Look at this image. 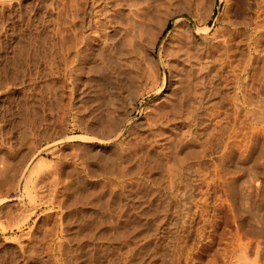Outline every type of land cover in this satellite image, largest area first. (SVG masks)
<instances>
[{
    "label": "rangeland",
    "instance_id": "1",
    "mask_svg": "<svg viewBox=\"0 0 264 264\" xmlns=\"http://www.w3.org/2000/svg\"><path fill=\"white\" fill-rule=\"evenodd\" d=\"M101 1L0 0V264H264L261 0H172L156 40L143 16L156 0H112L115 10L105 4L111 19L104 28L112 23L105 30L116 53L110 68L124 76L143 72L135 76L134 94L122 90L127 98L121 96L122 117L113 127L109 118L119 110L108 107L105 70L82 64L74 48L80 22ZM175 17L178 25L168 33ZM132 26H139L140 39ZM180 37L198 54L189 66L198 70L191 76L198 82L195 120L178 126L177 117L162 131L159 113L181 94L165 53ZM173 126L196 138L177 148L169 139L176 137Z\"/></svg>",
    "mask_w": 264,
    "mask_h": 264
},
{
    "label": "bare ground",
    "instance_id": "2",
    "mask_svg": "<svg viewBox=\"0 0 264 264\" xmlns=\"http://www.w3.org/2000/svg\"><path fill=\"white\" fill-rule=\"evenodd\" d=\"M73 1V0H72ZM90 1V0H89ZM93 1H95V0H93ZM92 0H91V3L90 2H88V4H90V6L92 5V2H93ZM112 0H104V2H102V3H104L103 5V7L102 8H100L99 10L98 9H95V8H93V6H92V8L94 9L93 11H94V13L92 14V15H90L89 17H87V19L85 20V21H83V22H80V25H79V27H81V29H80V32H78L79 33V35H77L76 33H75V36H77L76 38L78 39V40H76V38H75V40H73V43H74V41H75V45H74V48H75V53H76V55L78 56V57H80V59H81V61L80 62H82V64H85V63H88L87 65H89L91 62L93 63V62H95L94 63V65H93V67H91L92 69H94L95 71H100V70H105V76H106V78H107V85H105V86H107V89L105 90V91H107V101H108V107H110L111 109H114V110H119V113L115 116H112V118L110 119L109 118V123L111 124V126L113 127L114 125H116L115 123L118 121V120H120L121 119V117H122V112H121V109H122V107H121V109H120V105H123V104H120V99H121V96L122 95H124V94H122V90H129L128 92H126L127 94H128V97L130 96V95H132V94H134L136 91L134 90L135 88H134V86H137V85H134V82H135V76L137 77L138 75L141 77V75L143 74V72H142V74L140 75V74H137L138 72H135L136 74L135 75H133V72H132V74L130 75V74H128V76H124V75H121L120 73H118L115 69H111L110 68V66H109V64H108V62H110L109 60H111V58L109 59V57H110V55H111V52L114 54L115 53V48H114V52L112 51V47H111V42L109 41V35H108V27L112 24H110L107 28H104V26H106V24H109L110 23V17H109V7H107L108 5H105V4H108L109 2H111ZM116 1V0H115ZM120 1V0H119ZM128 1V0H127ZM146 1V0H145ZM154 1V0H153ZM152 1V6L154 5L155 6V4H156V2L154 3ZM157 1V4H156V7L152 10V12L153 11H155V12H147L148 14H145V12L146 11H144V18H146V21H148L149 22V25L151 26L150 28H151V30H150V32L148 33V34H150L151 35V39L152 40H156L158 37H159V35L161 34V33H163V31H164V29H165V27L167 26V24H168V20L171 18V14H169L170 12H166V11H169V10H166L167 8L169 9V7H167V6H169V4L171 3V1L172 0H156ZM174 1V0H173ZM180 1V0H179ZM199 1V0H198ZM256 1V0H255ZM263 0H261V2H262ZM118 2V1H117ZM117 2H114L113 1V3L111 2V4H113L114 5V10H115V8L116 7H118L117 5H115L114 3H116L117 4ZM122 2V1H121ZM261 2H259V7L260 8H262L261 9V11H264V1H263V3H261ZM124 3H125V1H124ZM141 3H143V1H140V3L139 4H141ZM146 3V2H145ZM151 2H149V3H146V4H150ZM197 3V2H196ZM57 4V3H56ZM111 4H109V6H111ZM258 4V3H257ZM47 5V4H46ZM96 5V4H95ZM112 5V6H113ZM119 5V4H118ZM133 5V4H132ZM137 5V4H136ZM144 5V4H143ZM151 5V4H150ZM89 6V5H88ZM116 6V7H115ZM129 6V5H128ZM138 6V5H137ZM140 6V5H139ZM138 6V7H139ZM141 6H142V4H141ZM195 6V5H194ZM10 7V6H9ZM74 7V6H73ZM72 7V8H73ZM77 7V6H76ZM81 7V6H80ZM143 7V6H142ZM146 7H147V5H146ZM151 7V6H150ZM258 7V6H257ZM258 7V9H260ZM75 8V7H74ZM89 8V7H88ZM87 8V9H88ZM113 8V7H112ZM121 8V7H120ZM131 8V7H130ZM144 8V7H143ZM148 8H149V5H148ZM175 8V7H174ZM2 9V8H1ZM68 9V8H67ZM90 9V8H89ZM111 9V8H110ZM118 9V8H117ZM116 9V10H117ZM146 10H147V8H145ZM181 9V8H180ZM96 10H98L99 12H97ZM113 10V11H114ZM122 10V9H121ZM134 10V9H133ZM138 10H139V8H138ZM92 11V10H91ZM113 11H111V12H113ZM130 11V10H129ZM225 11H226V9H225ZM260 11V10H259ZM90 12V11H89ZM131 12H133V11H131ZM141 12H142V8H141ZM141 12H140V14H141ZM172 12V11H171ZM174 12V11H173ZM135 13V12H134ZM229 13V12H228ZM56 14V13H55ZM90 14H91V12H90ZM135 14H137V13H135ZM134 14V15H135ZM139 14V13H138ZM143 14V13H142ZM258 14V13H257ZM262 14H264V13H262ZM261 14V15H262ZM43 15V14H42ZM145 15H147V17H145ZM154 15L156 16V15H158L157 16V20L155 21V19H154V21H155V23H152L153 22V18H154ZM32 16V15H31ZM61 16V15H60ZM67 16V15H66ZM74 16V15H73ZM83 16H85V15H83ZM110 16H112V15H110ZM114 16V15H113ZM131 16V15H130ZM233 16V15H232ZM50 17V16H49ZM75 17V16H74ZM129 17V16H128ZM255 17V16H254ZM34 18V17H33ZM114 18V17H113ZM134 18V17H133ZM137 18H139L140 19V17H137ZM143 18V17H142ZM61 19V18H60ZM70 19V18H69ZM81 19V18H80ZM179 19H180V17H175L174 18V21H173V24L168 28V30H167V32L169 33V32H171V31H174L175 29H176V27H177V25H178V21H179ZM254 19V18H253ZM75 20V19H74ZM134 20V19H133ZM135 20L136 21H134V22H131L130 20V22L133 24V23H137V19H136V16H135ZM256 20V19H255ZM261 20H263V19H261ZM260 20V21H261ZM72 21H73V19H72ZM81 21V20H80ZM116 21V20H115ZM129 21L126 23V24H129ZM231 21V20H230ZM75 22H76V20H75ZM111 22H113V21H111ZM124 22V21H123ZM139 22V21H138ZM254 22V21H253ZM50 23V22H49ZM129 24V25H132V24ZM141 24H139V26L140 25H142V23H144V21L143 22H140ZM151 23H152V25H151ZM263 23V22H262ZM30 24H32V23H30ZM118 24V23H117ZM121 24V23H120ZM144 24H147V23H144ZM143 24V25H144ZM232 24V23H231ZM255 24V23H254ZM264 24V23H263ZM78 25V24H77ZM136 25V24H135ZM138 25V24H137ZM35 26V25H34ZM121 26H123L124 27V25H121ZM126 26V25H125ZM138 26V27H139ZM145 26V25H144ZM254 26V25H253ZM257 26H258V24H257ZM76 27V26H75ZM75 27L73 28V29H75ZM78 27V28H79ZM133 27V26H132ZM137 27V26H136ZM136 27L134 26L133 27V29H134V34L136 35L137 33H135V30H136ZM137 27V28H138ZM141 27V26H140ZM146 27V26H145ZM224 27V26H223ZM233 27V26H232ZM250 27V26H249ZM66 28V27H65ZM116 28V27H115ZM122 28V27H121ZM127 28V27H126ZM128 28H130V27H128ZM127 28V29H128ZM143 28V27H142ZM147 28V27H146ZM52 29V28H51ZM72 29V30H73ZM105 29H107V31L105 30ZM114 29V28H113ZM112 29V30H113ZM132 31H133V29L132 28H130ZM140 29V28H139ZM138 29V30H139ZM145 29V28H144ZM181 29V28H180ZM21 30V29H20ZM58 30V29H57ZM61 30V29H60ZM76 30H77V28H76ZM124 30V29H123ZM131 30H129L128 29V31H130V32H132ZM136 31V32H140V30L139 31ZM143 30V29H142ZM141 30V31H142ZM147 30V29H146ZM256 30V29H255ZM77 31H79V30H77ZM76 31V32H77ZM125 31V30H124ZM145 31V30H144ZM148 31H149V29H148ZM75 32V31H74ZM129 32V33H130ZM166 32V33H167ZM176 32V31H175ZM213 32V31H212ZM71 33H72V31H71ZM121 33V32H120ZM129 33H128V35H129ZM132 33V34H133ZM58 34V33H57ZM69 34V33H68ZM73 34V33H72ZM117 34H119V32L117 33ZM121 34H125V32L123 33H121ZM127 34V33H126ZM138 34H141V33H138ZM137 34V35H138ZM258 34V33H257ZM143 35V34H142ZM59 36V35H58ZM74 36V37H75ZM126 36V35H125ZM132 36H134V35H131V38H132ZM171 36V35H170ZM176 36V35H175ZM179 36V35H178ZM114 37V36H113ZM121 37V36H120ZM119 36H118V38H120ZM136 37V36H135ZM73 38V37H72ZM134 38V37H133ZM138 38H139V35H138ZM137 37L136 38H134V39H138ZM149 38H150V36H149ZM235 38V37H234ZM253 38H255V37H253ZM74 39V38H73ZM116 39H117V37H116ZM140 39V38H139ZM44 40V39H43ZM113 40H115V39H113ZM126 41L128 40V39H125ZM177 41H175V40H173V42L175 43L174 44V46L173 47H171L170 49H168V51H166V53H165V59H166V63L168 64V65H170V67L172 66V67H175V68H173V69H175V71L174 72H176V74H177V79L179 80V82L178 83H180L181 85L179 86V91H180V95H178V97H177V100H175V102L173 101L172 102V104L170 105V104H168V105H170V106H168L169 108H167V110H161L162 112H160L159 114V116H158V118H157V123H158V126H159V128L160 129H162V131H164V130H166L167 128H168V124H172V123H174V122H176L177 120H176V118L178 117V122H179V125L178 126H186V127H190V125H192L191 124V120H193L194 119V116L193 117H190V116H192V115H190V114H192L193 113V110H194V108H195V104H193L194 103V100H195V97L197 96V89L198 88H196L195 89V84H197L198 82L196 81L197 79H198V77H197V79L195 80V82H197V83H195L194 84V82H192V74H193V72H194V70L196 69H194L193 70V68L192 67H189L190 65H191V60L195 57V55H198V54H194V52H192L190 49H189V45H186V46H184L186 43L184 42V40L180 37L179 39H176ZM116 41V40H115ZM230 41V40H229ZM29 42V41H28ZM43 42V41H42ZM70 42V41H69ZM119 42H120V40H119ZM128 42H130L129 40H128ZM141 42V41H140ZM152 43V42H151ZM204 43V42H203ZM65 44V43H64ZM122 44H124V42H122ZM128 44V43H127ZM133 44V43H132ZM188 44H190V43H188ZM207 44V43H206ZM133 45H135V43L133 44ZM76 46V47H75ZM126 46V45H125ZM129 46V45H128ZM169 46H170V44H169ZM172 46V45H171ZM191 46V45H190ZM198 46H199V44H198ZM56 47V46H55ZM122 47V46H121ZM132 47V50H133V47L134 46H131V44H130V48ZM234 47V46H233ZM243 47V46H242ZM62 48V47H61ZM73 48V49H74ZM117 48V47H116ZM127 48V47H126ZM192 48V47H191ZM152 49V48H151ZM257 49V48H256ZM117 50V49H116ZM74 51V50H73ZM86 52V53H84V54H81V52ZM129 53L131 52L129 49L127 50ZM139 51H141V50H139ZM248 51V50H247ZM117 52V51H116ZM127 52V53H128ZM241 52V51H240ZM58 53V52H57ZM63 53V52H62ZM74 53V52H73ZM139 53V52H138ZM199 53V52H198ZM112 54V55H113ZM203 54V53H202ZM262 54V53H261ZM127 55V54H126ZM129 55V54H128ZM136 55H137V53H136ZM147 55V54H146ZM76 56V57H77ZM122 56V55H121ZM135 56V55H134ZM201 56V55H200ZM231 56V55H230ZM26 57V56H25ZM40 57V56H39ZM113 57H116V53H115V56H113ZM197 57V56H196ZM195 57V58H196ZM203 57V56H202ZM248 57V56H247ZM120 58V57H119ZM133 58V57H132ZM214 58V57H213ZM220 58V57H219ZM256 58V57H255ZM73 59H75V57H73ZM115 60H116V58H114ZM113 59V60H114ZM118 59V58H117ZM124 59V58H123ZM129 59V58H128ZM137 59V58H136ZM203 59V58H202ZM241 59V58H240ZM65 60V59H64ZM71 60V59H70ZM76 61H77V59H75ZM134 60V59H133ZM120 61V60H119ZM130 61V60H129ZM202 61V60H201ZM74 62V61H73ZM79 62V63H80ZM114 62V61H113ZM124 63H125V61H123ZM126 62H128V61H126ZM229 62V61H228ZM244 62H245V60H244ZM91 63V64H92ZM111 63V62H110ZM132 63V62H131ZM140 63V62H139ZM75 64V63H74ZM90 64V65H91ZM242 64V63H241ZM64 65V64H63ZM69 65V64H68ZM78 65V64H77ZM112 65V64H111ZM116 65V63L114 64V66ZM120 65V64H119ZM75 66V65H74ZM74 66H73V68H74ZM121 66V65H120ZM126 66H128V65H126ZM131 66V65H130ZM195 66V65H194ZM203 66H204V64H203ZM55 67V66H54ZM132 67H134V66H132ZM75 68H77V67H75ZM88 68H89V66H88ZM90 68V69H91ZM131 68V67H130ZM136 68H137V66H136ZM138 68H140V67H138ZM192 68V69H191ZM217 68V67H216ZM220 68V67H219ZM59 69V68H58ZM72 69V68H71ZM80 69V68H79ZM78 69V70H79ZM82 69V68H81ZM85 69H86V67H85ZM150 69V68H149ZM155 69V68H154ZM203 69V68H202ZM202 69H200V70H202ZM224 69V68H223ZM232 69V68H231ZM124 70V69H123ZM127 70V69H126ZM143 70V69H142ZM157 70V69H156ZM93 71V70H92ZM131 71H133V70H131ZM137 71V70H136ZM141 71V70H140ZM195 71H197L198 72V70H195ZM100 72H102V71H100ZM121 72H123V71H121ZM128 72H130V70L128 69ZM152 72V71H151ZM155 72V71H154ZM231 72V71H230ZM36 73V72H35ZM92 73V72H91ZM125 73V72H124ZM141 73V72H140ZM94 74V73H93ZM123 74V73H122ZM127 74V73H126ZM231 74V73H230ZM98 75V74H97ZM100 75V74H99ZM102 75V74H101ZM100 75V76H101ZM195 75V74H194ZM99 76V77H100ZM194 77V76H193ZM97 78V77H96ZM173 78H175L174 76H173ZM241 78V77H240ZM138 79V78H137ZM137 79H136V81H137ZM176 79V78H175ZM199 79H200V77H199ZM31 80V79H30ZM105 80V79H104ZM103 79H102V81H104ZM139 80V79H138ZM203 80V79H202ZM93 81V80H92ZM155 81V80H154ZM261 81V80H260ZM149 82V81H148ZM193 83L192 85L190 84V83ZM256 82V81H255ZM258 82H259V80H258ZM103 83V82H102ZM151 83V82H150ZM177 83V82H176ZM201 83V82H200ZM104 84V83H103ZM136 84V83H135ZM155 85V84H154ZM179 85V84H178ZM251 85V84H250ZM54 86V85H53ZM103 86V85H102ZM198 86V85H197ZM65 87V86H64ZM69 87V86H68ZM67 87V88H68ZM92 87V86H91ZM104 87V86H103ZM102 87V88H103ZM142 87V86H141ZM161 87H164L163 86V84H161V86L159 87V85L157 86V87H155L156 89L155 90H160L161 89ZM205 87V86H204ZM215 87V86H214ZM5 88V87H4ZM106 88V87H105ZM104 88V89H105ZM151 88H154V87H152V86H150L149 88H147V89H150L151 90ZM240 88V87H239ZM177 89V88H176ZM200 89V88H199ZM255 89V88H254ZM96 90V89H95ZM136 90H137V88H136ZM257 90V89H256ZM135 91V92H134ZM199 91V90H198ZM124 93H125V91H123ZM138 92V91H137ZM173 92V91H172ZM218 92V91H217ZM255 92V91H254ZM100 93V92H99ZM207 93V92H206ZM229 93V92H228ZM241 93H242V91H241ZM127 94H125V95H127ZM140 94V93H139ZM103 95V94H102ZM105 95V94H104ZM124 95V96H125ZM199 95H200V93H199ZM198 95V96H199ZM214 95V94H213ZM253 95V94H252ZM68 96V95H67ZM92 96V95H91ZM134 96V95H133ZM126 97V96H125ZM172 97V96H171ZM214 97V96H213ZM240 97V99L242 98V96L240 95L239 96ZM127 98V97H126ZM201 98V97H200ZM222 98V97H221ZM224 98V97H223ZM251 98V97H250ZM130 99V98H129ZM197 99V98H196ZM233 99V98H232ZM201 100V99H200ZM228 100V99H227ZM264 100V99H263ZM106 101V100H105ZM130 102L132 101L131 99L129 100ZM172 101V100H171ZM231 101V100H230ZM233 101H234V99H233ZM236 101V100H235ZM243 101V100H242ZM241 101V102H242ZM129 102V103H130ZM252 102H253V100H252ZM251 102V103H252ZM106 104H107V102H105ZM166 103V102H165ZM78 104V103H77ZM126 104V103H125ZM198 104V103H197ZM242 104V103H241ZM260 104V103H259ZM74 105V104H73ZM199 105V104H198ZM197 105V106H198ZM217 105V104H216ZM215 105V106H216ZM262 105V104H261ZM104 106V105H103ZM200 106V105H199ZM258 106V105H257ZM79 107V106H78ZM82 107V106H81ZM163 107V106H162ZM167 107V106H166ZM202 107V106H201ZM225 107V106H224ZM235 107V106H234ZM262 107V106H261ZM158 108V107H157ZM164 108V107H163ZM183 108H186V110L184 111V109ZM230 108V107H229ZM239 108V107H238ZM165 109V108H164ZM217 110V109H216ZM250 110V109H249ZM84 111V110H83ZM112 111V110H111ZM196 111V110H195ZM125 112V111H124ZM183 112H185L184 114H185V116H183ZM188 112V113H187ZM218 112V111H217ZM243 112V111H242ZM75 113V112H74ZM107 113V112H106ZM262 113V112H261ZM188 114V115H187ZM198 114V113H197ZM250 114V113H249ZM100 115V114H99ZM105 115V114H104ZM103 115V116H104ZM109 115V114H108ZM108 115H106V116H108ZM111 115H113V113L111 112V114H110V117H111ZM152 115V114H151ZM203 115V114H202ZM236 115V114H235ZM254 115V114H253ZM195 116H196V114H195ZM213 116V115H212ZM105 117V116H104ZM103 117V118H104ZM232 117V116H231ZM251 117V116H250ZM93 118V117H92ZM99 118V117H98ZM105 118H107V117H105ZM104 118V119H105ZM191 118H193V119H191ZM225 118V117H224ZM235 118V117H234ZM239 118V117H238ZM156 119V118H155ZM198 119H199V117H198ZM205 119V118H204ZM231 119V118H230ZM100 120H101V118H100ZM195 120V119H194ZM254 120V119H253ZM107 121H108V119H107ZM92 122V121H91ZM94 122V121H93ZM103 122H105V120L103 121ZM217 122V121H216ZM219 122V121H218ZM100 123H102V121L100 122ZM238 123V122H237ZM88 124H90V123H88ZM103 124V127H104V125H105V123H102ZM118 124V123H117ZM152 124V123H151ZM231 124V123H230ZM25 125V124H24ZM93 125V124H92ZM96 125V124H95ZM100 125V124H99ZM98 125V126H99ZM176 124H175V126H177ZM195 125V124H194ZM247 125V124H246ZM84 126H86V124L84 125ZM100 126H102V125H100ZM110 126V125H109ZM234 126V125H233ZM239 126V125H238ZM242 126H243V124H242ZM92 127H95V126H92ZM106 127V126H105ZM229 127V126H228ZM258 127V126H257ZM27 128V127H26ZM86 128V127H85ZM87 128H89V126L87 127ZM116 128V127H115ZM118 128V127H117ZM158 128V127H157ZM173 128H174V126L172 127V128H170V129H172L171 131L174 133L175 132V130H173ZM179 128V127H178ZM221 128V127H220ZM90 129V128H89ZM94 129V128H93ZM99 129H100V127H99ZM112 129V128H111ZM180 129V128H179ZM209 129V128H208ZM231 129V128H230ZM243 129V128H242ZM86 130V129H85ZM133 130V129H132ZM156 130V129H155ZM168 130V129H167ZM182 131H184L183 129H181ZM233 130H235V129H233ZM239 130V129H238ZM24 131V130H23ZM93 131V130H92ZM111 131V130H110ZM158 131V130H157ZM180 132V131H177V132H175V134H176V137L172 140V138H169L170 139V141H173V142H175V146L177 147V145H178V147L177 148H179V146L181 147V146H183V145H187V144H190V142L193 140V137H195L194 135H190V136H187L186 134H184L186 131H184V133L183 132ZM201 131V130H200ZM228 131H230V130H228ZM245 131H246V129H245ZM115 132V131H114ZM153 132H154V130H153ZM152 132V133H153ZM168 132V131H167ZM166 132V133H167ZM181 133V134H178V133ZM209 132V131H208ZM236 132V131H235ZM110 133V132H109ZM144 133V132H143ZM162 133V132H161ZM183 133V134H182ZM190 133V132H189ZM188 133V134H189ZM213 133V132H212ZM33 134V133H32ZM116 134V133H115ZM17 136V135H16ZM152 136H154V138H153V146H158V145H160L159 144V142H158V138H155L156 136L154 135V134H152ZM161 136V135H160ZM236 136V135H235ZM241 136V135H240ZM78 137V136H77ZM143 137H144V135H143ZM143 137H142V139H140V141L141 140H143ZM159 137V136H158ZM239 137V136H238ZM99 138V137H98ZM161 138V137H160ZM196 138V137H195ZM206 138H208V136L206 137ZM150 139H151V136H150ZM162 139V138H161ZM200 139V138H199ZM20 140V139H19ZM126 140V139H125ZM127 141V140H126ZM195 141V140H194ZM142 143H143V141H141ZM145 142V141H144ZM162 142V141H161ZM193 142V141H192ZM231 142V141H230ZM244 142V141H243ZM31 143V142H30ZM117 143V142H116ZM169 143V142H168ZM203 143V142H202ZM223 143V142H222ZM246 143V142H245ZM27 144V143H26ZM150 144V143H149ZM72 145V144H71ZM225 145V144H224ZM252 145V144H251ZM146 146V145H145ZM55 147V146H54ZM152 147V146H151ZM165 147H167V146H165ZM56 148V147H55ZM127 148V147H126ZM118 149V148H117ZM154 149V148H153ZM157 150H159L158 148H156ZM155 149V150H156ZM226 149V148H225ZM245 149V148H244ZM53 150H54V148H53ZM154 150V151H155ZM156 150V151H157ZM162 150H163V148H162ZM162 150H161V152H160V156H162L163 154H162ZM224 150V149H223ZM119 151V150H118ZM122 151V150H121ZM160 151V150H159ZM241 151V150H240ZM94 152H95V150H94ZM97 152V151H96ZM117 152V151H116ZM142 152V151H141ZM144 152H146V151H144ZM194 152V151H193ZM230 152V151H229ZM124 153V152H123ZM156 153V152H155ZM154 153V154H155ZM164 153V152H163ZM234 153V152H233ZM59 154V153H58ZM97 154V153H96ZM120 154V153H119ZM149 153H147V155H148ZM152 154V153H151ZM165 154V153H164ZM178 154V153H177ZM135 155V154H134ZM156 155H157V153H156ZM159 155V154H158ZM205 156V155H204ZM226 156V155H225ZM95 157V156H94ZM195 157V156H194ZM218 157V156H217ZM223 157V156H222ZM43 158V157H42ZM151 158V157H150ZM156 158V157H155ZM161 158V157H160ZM162 158H163V156H162ZM168 158V157H167ZM40 159V158H39ZM101 159V158H100ZM107 159V158H106ZM153 159H154V157H153ZM159 159V158H158ZM166 159V158H165ZM165 159H164V161H165ZM133 160V159H132ZM141 160V159H140ZM221 160V159H220ZM39 161H41V159L39 160ZM38 161V162H39ZM42 161H43V159H42ZM45 161V160H44ZM56 161V160H55ZM59 161V160H58ZM67 161V160H66ZM109 161V160H108ZM116 161H117V159H116ZM151 161V160H150ZM167 161V160H166ZM230 161V160H229ZM104 162H106V161H104ZM119 162V161H118ZM131 162V161H130ZM215 162V161H214ZM35 163V162H34ZM34 163H33V165H34ZM42 163V162H41ZM53 163V162H52ZM55 163V162H54ZM107 163H109V162H107ZM111 163V162H110ZM109 163V164H110ZM114 163V162H113ZM113 163H111V164H113ZM138 163V162H137ZM136 163V164H137ZM160 163V162H159ZM39 164V163H38ZM46 164V163H45ZM117 164V163H116ZM139 164V163H138ZM161 164V163H160ZM126 165V164H125ZM165 165V164H164ZM45 166V165H44ZM51 166V165H50ZM55 166V165H54ZM154 166V165H153ZM190 166V165H189ZM52 167V166H51ZM107 167V166H106ZM113 167H115L114 165H113ZM112 167V168H113ZM137 167H139V166H137ZM32 168V167H31ZM34 168V167H33ZM54 168H56V167H54ZM121 168V167H120ZM119 168V169H120ZM152 168V167H151ZM163 168V167H162ZM167 168V167H166ZM222 168V167H221ZM224 168V167H223ZM51 169V168H50ZM58 169V168H57ZM115 169H117V168H115ZM124 169V168H123ZM127 169V168H126ZM154 169V168H153ZM159 169H160V166H159ZM33 171H34V169H32ZM112 170V169H111ZM121 171H122V169H120ZM166 170V169H165ZM167 170H168V168H167ZM224 170V169H223ZM82 171V170H81ZM80 171V172H81ZM124 171V170H123ZM156 171V170H155ZM161 171V170H160ZM172 171V170H171ZM211 171V170H210ZM80 172H78V175H79V173ZM110 172V171H109ZM108 172V173H109ZM140 172V171H139ZM159 172V171H158ZM170 171L168 170V173H169ZM224 172V171H223ZM17 173V172H16ZM39 173V172H38ZM37 173V174H38ZM41 173V172H40ZM54 173V172H53ZM76 173H77V170H76ZM142 173V172H141ZM146 173V172H145ZM150 173V172H149ZM36 174V175H37ZM56 173H54V175H55ZM129 174V173H128ZM148 174V173H147ZM157 174V173H156ZM32 175V174H31ZM81 175V174H80ZM27 177V176H26ZM30 177V176H29ZM34 177V176H33ZM78 177V176H77ZM128 177V176H127ZM34 178H36V177H34ZM33 178V179H34ZM55 178V177H54ZM79 178V177H78ZM131 178V177H130ZM193 178V177H192ZM28 179V178H27ZM42 179V178H41ZM45 179V178H44ZM127 179V178H126ZM138 179V178H137ZM140 179V178H139ZM109 180V179H108ZM143 180V179H142ZM254 180V179H253ZM28 181V180H27ZM27 181L26 182H24V183H26L27 184ZM52 181V180H51ZM77 181H79V179H77ZM152 181V180H151ZM29 182V181H28ZM31 182V181H30ZM46 182H47V180H46ZM114 182V181H113ZM171 182V181H170ZM68 183V182H67ZM97 183V182H96ZM168 183V182H167ZM30 184H32V183H30ZM47 184V183H46ZM78 184L79 185H81V183L80 182H78ZM135 184V183H134ZM221 184V183H220ZM42 185H43V183H42ZM44 185H45V181H44ZM44 185H43V187H44ZM62 185V184H61ZM26 186V185H25ZM31 186V185H30ZM33 186V185H32ZM64 186V185H63ZM137 186V185H136ZM258 186V185H257ZM23 187H24V185H23ZM34 187V186H33ZM75 187H77V186H75ZM80 187H82V186H80ZM121 187V186H120ZM30 188V187H29ZM53 188V187H52ZM79 188V187H78ZM61 189V188H60ZM134 189V188H133ZM152 189V188H151ZM27 191H28V189H26ZM46 190V189H45ZM51 190V189H50ZM63 190V189H62ZM127 191V190H126ZM26 192V191H25ZM29 192H30V190H29ZM52 192V191H51ZM78 192V191H77ZM112 192H114V191H112ZM36 193V192H35ZM46 193H48V192H46ZM50 193V192H49ZM73 193V192H72ZM188 193V192H187ZM28 194V193H27ZM34 194V193H33ZM192 194V193H191ZM34 196V195H33ZM228 196V195H227ZM29 197V196H28ZM109 197V196H108ZM144 197V196H143ZM7 198V197H6ZM31 198V197H30ZM111 198V197H110ZM182 198V197H181ZM192 198V197H191ZM194 198V197H193ZM32 199V198H31ZM2 200V199H1ZM187 201V200H186ZM51 202V201H50ZM69 202V201H68ZM193 202V201H192ZM78 203V202H77ZM129 203V202H128ZM195 204V203H194ZM218 204V203H217ZM83 205V204H82ZM116 205V204H115ZM228 205V204H227ZM73 206V205H72ZM122 206V205H121ZM69 208V207H68ZM140 208V207H139ZM131 209V208H130ZM22 210V209H21ZM123 210V209H122ZM192 210V209H191ZM124 212V211H123ZM194 212V211H193ZM70 214V213H69ZM194 214V213H193ZM253 214V213H252ZM132 215V214H131ZM70 216V215H69ZM73 216V215H72ZM106 216V215H105ZM139 216V215H138ZM152 216V215H151ZM168 216V215H167ZM201 216V215H200ZM251 216V215H250ZM110 217V216H109ZM191 217V216H190ZM71 218V217H70ZM91 221V220H90ZM68 223V222H67ZM103 224V223H102ZM189 224V223H188ZM257 224V223H256ZM136 225V224H135ZM155 225V224H154ZM65 227V226H64ZM88 227V226H87ZM152 230H154L153 228H152ZM155 231V230H154ZM104 232V231H103ZM151 232V231H150ZM27 233V232H26ZM114 234V233H113ZM147 234V233H146ZM151 234V233H150ZM25 236V235H24ZM77 236V235H76ZM114 236V235H113ZM257 237V236H256ZM78 238V237H77ZM96 238V237H95ZM125 238V237H124ZM134 238V237H133ZM155 238V237H154ZM78 241V240H77ZM123 241V240H122ZM148 241V240H147ZM154 241V240H153ZM166 241V240H165ZM164 241V242H165ZM255 241V240H254ZM124 242H125V240H124ZM256 242V241H255ZM77 243V242H76ZM140 243V242H139ZM149 243V242H148ZM168 243V242H167ZM95 244V243H94ZM256 244H258L257 242H256ZM112 245V244H111ZM128 245V244H127ZM126 245V246H127ZM154 245V244H153ZM259 245V244H258ZM257 246V245H256ZM164 247V246H163ZM127 248V247H126ZM241 248V247H240ZM123 249H125V248H123ZM130 249H131V247H130ZM154 249V248H153ZM166 249V248H165ZM164 249V250H165ZM219 249V248H218ZM87 250V249H86ZM242 250V249H241ZM103 251V250H102ZM132 251V250H131ZM253 251V250H252ZM104 252V251H103ZM256 253H257V251H256ZM116 254V253H115ZM126 254V253H125ZM92 255V254H91ZM114 255V254H113ZM118 255V254H117ZM142 255V254H141ZM160 256V255H159ZM240 256V255H239ZM244 256V255H243ZM257 256V255H256ZM255 255H254V257H256ZM85 257V256H84ZM92 257V256H91ZM135 257V256H134ZM129 258V257H128ZM113 259V258H112ZM261 259H262V257H261ZM82 260V259H81ZM129 260V259H128ZM80 261V260H79ZM127 261V260H126ZM125 261V262H126ZM92 262V261H91ZM253 262V261H252ZM139 263V262H138ZM254 263V262H253ZM252 263V264H253ZM255 264H256V262H255Z\"/></svg>",
    "mask_w": 264,
    "mask_h": 264
}]
</instances>
